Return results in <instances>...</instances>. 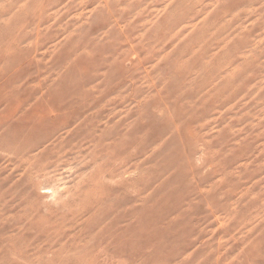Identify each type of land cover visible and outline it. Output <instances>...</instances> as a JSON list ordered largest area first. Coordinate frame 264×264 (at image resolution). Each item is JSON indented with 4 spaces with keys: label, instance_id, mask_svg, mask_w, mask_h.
I'll list each match as a JSON object with an SVG mask.
<instances>
[{
    "label": "rangeland",
    "instance_id": "rangeland-1",
    "mask_svg": "<svg viewBox=\"0 0 264 264\" xmlns=\"http://www.w3.org/2000/svg\"><path fill=\"white\" fill-rule=\"evenodd\" d=\"M0 50V139L72 120L0 152V264H264V0H0Z\"/></svg>",
    "mask_w": 264,
    "mask_h": 264
},
{
    "label": "bare ground",
    "instance_id": "bare-ground-1",
    "mask_svg": "<svg viewBox=\"0 0 264 264\" xmlns=\"http://www.w3.org/2000/svg\"><path fill=\"white\" fill-rule=\"evenodd\" d=\"M34 2V1H33ZM33 4V3H32ZM35 4V3H34ZM40 16V15H39ZM34 17V16H33ZM32 17V18H33ZM34 20V19H33ZM31 23H33V21L31 22ZM15 46V45H14ZM17 46H18V44H17ZM16 46V47H17ZM18 48V47H17ZM16 48V49H17ZM16 49H13L12 48V50L11 51H13V50H15L16 51ZM20 49V48H19ZM2 50V49H1ZM0 50V51H1ZM132 51H133V49H132ZM14 52V51H13ZM17 52V51H16ZM15 52V53H16ZM18 52H20L21 53V51H18ZM136 54V53H135ZM19 55V54H18ZM2 58L4 57V56H2V55H0ZM0 57V58H1ZM1 58V59H2ZM5 58V57H4ZM82 58V57H81ZM85 58V57H84ZM3 60V59H2ZM5 63V62H4ZM27 64H28V61H22V62H17V65L18 66H20V67H22V66H27ZM8 66H10V65H8ZM18 79L15 77L14 79H8V80H6V81H4L2 84H1V82H0V106H2V105H4L5 107H8L9 106V104L10 103H8L7 104V106L4 104V103H6V102H4V99L5 98H7L6 96H3L2 94H6V91H11V92H13V94L11 93V96L10 97H13L12 95H14L15 97H20L19 95H20V93L17 95V94H14V93H16V92H14L15 90V88L16 87H18V86H16V84L17 83H15L16 81H17ZM51 88V87H50ZM56 88V87H55ZM55 88H53V90L55 89ZM18 89V88H17ZM17 89H16V91H17ZM28 89V88H27ZM46 89H47V87H46ZM52 89V88H51ZM53 90H51V91H53ZM28 91V90H27ZM46 91V90H45ZM48 91V90H47ZM46 91V92H47ZM45 92V93H46ZM24 93V92H23ZM23 93L21 94V95H23ZM28 93V92H27ZM44 93V94H45ZM52 93V92H51ZM26 94V93H25ZM47 94V93H46ZM45 94V95H46ZM9 94H7V96H8ZM17 95V96H16ZM5 97L4 99H3V97ZM25 96V95H24ZM27 96V95H26ZM29 96V95H28ZM27 96V97H28ZM47 96V95H46ZM45 96V97H46ZM15 97H13V99H15L16 100V98ZM26 98V97H25ZM32 98V97H31ZM22 99V98H21ZM20 99V100H21ZM42 99H40V101H41ZM9 101V100H8ZM7 101V102H8ZM13 101V100H12ZM43 101V100H42ZM21 102V101H20ZM45 102V101H44ZM12 103H14V102H12ZM17 103H19V102H17ZM41 105V104H40ZM19 106V105H18ZM39 106V105H38ZM64 106V103H52L51 105H49V110H48V113H46V112H42L41 114H40V116L37 118V121H35V119H34V122L33 123H30V124H28V122L25 124V123H23V124H25V125H21L18 121V119H16V121L14 120V117H13V119H12V115L10 114L8 117H3L2 118V120H3V122H2V126H4L5 128H6V135H5V137L3 138V139H0V141L2 142V143H0V152H2L4 155H5V157L8 159V161L9 162H11L12 161V157H14V155L15 154H19V153H21V151H22V149H25V150H28V149H31V148H34V144L32 143V142H30V138L31 137H34V138H38L39 139V142L41 143V142H44V143H46V142H48L49 140L51 141V138L53 137V138H55L56 139V141H57V139H58V136H55V135H57V134H60V133H62V134H64L65 136H66V138L68 139V138H70V137H72V130H70L69 129V127L71 126V124H72V120H70L69 118H67V116H63L62 114H60V110L62 109V107ZM16 107V106H15ZM10 108V107H9ZM36 108H38V107H36ZM16 109H17V107H16ZM33 110H36V109H33ZM39 110H41V109H39ZM39 110H37V111H39ZM15 111V110H14ZM14 111H13V115H15V113H14ZM31 111V110H30ZM3 110H2V114H3ZM8 112V111H7ZM19 112V111H18ZM27 112H29V111H27ZM31 112H33V111H31ZM34 112H36V111H34ZM5 113V112H4ZM23 113H25L26 114V112H23ZM24 114V115H25ZM1 115V114H0ZM17 115V114H16ZM27 115V114H26ZM33 115V114H32ZM20 117V116H19ZM22 119H25V118H22ZM30 120H31V117L29 118ZM18 120V121H17ZM21 120V119H20ZM28 120V118L25 120V121H27ZM0 121H1V119H0ZM10 123H12V125H9ZM13 124L15 125V126H13ZM77 128V127H76ZM79 129V128H78ZM62 130H64V132L62 131ZM76 130V129H75ZM2 131V130H1ZM1 131H0V133H1ZM77 131V130H76ZM3 132V131H2ZM3 134H5L4 132H3ZM60 136V135H59ZM0 138H2V136L0 137ZM61 139L63 138V137H60ZM59 138V140H61ZM55 141V140H54ZM36 144H35V146L37 147V145H39V142L37 141V140H35L34 141ZM13 146H17V149L16 150H14L12 147ZM42 156H48L49 154H50V151L49 150H42ZM25 162V161H24ZM29 165V164H28ZM27 165V166H28ZM28 171V170H27ZM29 185V184H28ZM37 187V185H36V183L34 182V183H31L30 185H29V189H31L30 191H34L35 190V188ZM212 201V200H211ZM216 201V200H215ZM223 205V204H222ZM222 205H219V206H222ZM226 206V205H225ZM228 206V205H227ZM202 207V206H201ZM189 208V207H188ZM217 209H218V207H216ZM216 208H214V209H216ZM219 208H222V210H223V207H219ZM189 209H191V208H189ZM210 209V213L211 214H214V212H215V210L212 208V207H210L209 208ZM189 211H191V210H189ZM219 211H220V209H219ZM219 211H217L218 213H219ZM226 211V210H225ZM217 212H215L216 213V215H217ZM169 213H170V211H169ZM209 213V214H210ZM222 213H224V212H221V214ZM207 214H208V212H207ZM226 214V216L228 215V213H225ZM230 214V213H229ZM205 215V214H204ZM168 216V215H167ZM205 216H207V215H205ZM229 216V215H228ZM181 217H182V215H181ZM212 217V216H211ZM215 217H217V216H215ZM209 218V217H208ZM208 218H206V219H208ZM213 219H214V217H212ZM218 218V217H217ZM226 218V217H225ZM205 219V218H204ZM204 219H203V221H204ZM190 220V219H189ZM222 220V219H221ZM221 220H220V222H221ZM214 221H217V219L215 220L214 219ZM223 221V220H222ZM189 223H190V221H188ZM188 223V224H189ZM202 223V222H201ZM200 223V224H201ZM218 223V222H217ZM197 224H199V223H197ZM199 224V225H200ZM220 224V223H219ZM195 225V224H194ZM202 225V224H201ZM208 225H210V224H208ZM193 226V225H192ZM211 226V225H210ZM223 226H224V224H223ZM200 227V226H199ZM199 227H198V229H199ZM222 227V226H221ZM185 228V227H184ZM192 229V228H191ZM200 229H202V228H200ZM199 229V230H200ZM187 230V229H186ZM189 230V229H188ZM198 230V231H199ZM204 230V229H203ZM202 230V231H203ZM218 230V229H217ZM197 231V232H198ZM200 232V231H199ZM185 233H190V232H185ZM195 233V232H194ZM187 235V234H186ZM100 236H103V234H101ZM189 236V235H188ZM187 236V237H188ZM199 236V235H198ZM200 237H201V233H200ZM186 242V241H185ZM184 242V244H186ZM188 244V243H187ZM210 244V243H209ZM189 246V245H188ZM209 246V245H208ZM206 247V246H205ZM219 247V246H218ZM189 248H191V247H189ZM188 248V249H189ZM183 249H185V246H184V248ZM99 257H102V255H97L96 254V258H99ZM104 258V257H103ZM114 258L112 257V256H110V255H108V256H106L103 260L104 261H106V262H110V261H112ZM216 262H217V260H216Z\"/></svg>",
    "mask_w": 264,
    "mask_h": 264
}]
</instances>
